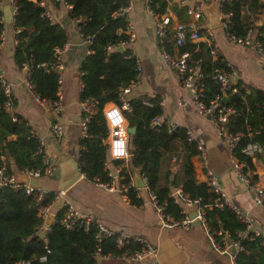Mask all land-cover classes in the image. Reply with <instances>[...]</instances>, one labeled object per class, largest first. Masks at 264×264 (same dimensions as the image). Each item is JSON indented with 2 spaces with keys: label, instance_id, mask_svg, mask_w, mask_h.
<instances>
[{
  "label": "trees",
  "instance_id": "1",
  "mask_svg": "<svg viewBox=\"0 0 264 264\" xmlns=\"http://www.w3.org/2000/svg\"><path fill=\"white\" fill-rule=\"evenodd\" d=\"M1 1V0H0ZM42 0H13L16 8L13 26L20 29L17 44L14 49L13 62L21 70L24 62L31 66V81L34 91L47 102L55 100L57 78L62 73L58 71L45 72L40 68L42 64H49L53 60V50L63 46L68 41V34L59 24H51L42 17L44 9L40 6ZM171 0H152V11L161 15L165 13L167 3ZM50 6L60 9L64 5L71 8L68 18L79 21L77 24L83 39L91 38L89 54L81 63L82 89L79 100L83 104L94 102L95 107L87 128L88 138L81 139L80 155L77 159L79 169L85 179L90 182L98 180L109 183L112 180L107 168V127L103 118L106 105H121L120 97L123 89L135 80L137 61L127 50L107 52L108 46L117 47L120 41L127 38L123 31L127 25V18L115 16L116 12L130 4V0H47ZM249 12L264 8V0H231L222 5L221 12H231L226 31L237 37H243L252 29L250 18L242 15V8ZM181 23H186L184 8L175 10ZM0 13V34L3 26ZM184 20V21H183ZM256 30L262 32L259 38L264 47V24ZM159 47L171 53L174 48L172 32L158 42ZM211 47L206 41H187L185 46L178 49V53L189 54V64L199 62L197 67L202 75V85L206 101L217 95L227 97L226 107H234L236 114L229 118L226 127L229 132H241L251 137H243L237 144L232 155L238 161L248 163L252 169V162L245 157L241 150L250 142H256L264 148V92L253 87L240 88L238 92H221L220 86L213 80L215 68H223V58L216 56L214 60L210 54ZM130 111L123 115L128 127H135V134L129 137V147L132 153L130 166L140 170L141 177L146 179L148 189L160 204H165V212L173 221L181 220V207L169 197L172 189H180L190 200H200L205 207V223L210 235L216 242H221L219 232L227 233L233 239L239 240L243 251L236 255L235 264H264V243L260 237H253L247 233L245 226L240 223L233 211L228 208L218 209L213 205L215 196L210 192L206 183L199 182L194 176L192 158L198 154L197 146L189 144L182 129L168 133L165 127L152 128L150 122L161 115L160 101L142 97L126 99ZM5 102V96L0 87V106ZM15 119V121L13 120ZM30 126L21 116L0 111V168L5 169L8 176H12V166L15 172L41 169V159L36 155L38 143L30 138ZM15 137V140H10ZM181 144L184 151L181 175L175 174L170 179V173L165 177V183H159V173L162 156L173 149L175 143ZM3 157V159H2ZM12 164V165H11ZM113 167H120L123 162L110 163ZM129 182V175L122 170L118 175ZM180 178V179H179ZM131 204L139 205L132 191L128 193ZM51 199L45 198L40 205L50 204ZM39 203L33 196H27L21 190L5 188L0 192V264H14L17 260H30L38 264V257L46 256L45 264H94L95 231L85 232L75 227L66 230L58 223L50 225L49 231L42 238L37 230L44 223L39 216ZM63 214L58 211L56 219ZM238 234L240 235L238 237ZM244 234L247 237L244 238ZM103 256H129L142 250V246L128 240L119 248L116 237L104 239L100 243Z\"/></svg>",
  "mask_w": 264,
  "mask_h": 264
},
{
  "label": "crops",
  "instance_id": "2",
  "mask_svg": "<svg viewBox=\"0 0 264 264\" xmlns=\"http://www.w3.org/2000/svg\"><path fill=\"white\" fill-rule=\"evenodd\" d=\"M44 1L47 2V0ZM186 2L188 6L195 4L200 9L202 8V17L197 22L203 34L200 41L206 39L212 41L217 48V54L221 55L224 62L235 68L239 82L247 87H253L264 92V63L255 51L252 48H244L230 43L226 39L222 28L209 30V6H213L220 18L223 15L220 9L217 8V3L204 5L199 3L198 0H186ZM46 4L68 34V41L66 42L68 50L61 55L64 68L62 72L64 80L62 87L63 113L56 115L50 109L41 107L34 102L31 93L23 82L24 73L13 62L16 36L11 22L8 23L3 19V10L6 7H10L13 15V0L0 1L3 26L2 34H0V74L11 85L12 113L24 118L30 128L43 137L51 162L53 156L58 158L64 152L77 161L81 150L79 142L82 139L80 124L78 122H68V119L71 121L76 120V116L81 117L83 103L79 100V93L82 89L79 68L88 55L89 45L79 37L77 26L68 18L69 11L65 5L60 9H56L50 6L48 2ZM129 5L131 9L127 19L132 24L136 37L131 45L124 48V51L127 50L136 58V61L142 67V73L138 86L133 92L134 94L131 93L128 98L142 97L159 100L161 107V115L159 116L162 117V120L177 126L185 133L186 131L191 132L193 143L201 148L198 154L192 158L196 180L206 183L205 169L213 171L218 184L230 199V202L240 211L250 216L252 224L248 233L259 234L264 240V209L254 205L252 194L239 182L231 165L230 153L225 146V142L217 136L208 118L200 117L197 114L191 96L188 91L181 87L176 72L162 66L160 54L164 50L159 47V40L153 34L154 17L146 9L144 0H130ZM179 8H184L185 20L187 22L191 20L186 15V7L180 4V0L168 1L166 11L161 15L169 17L171 27L181 23L175 12ZM61 11L64 12V17L59 21L58 14ZM241 14L250 18L251 30H256L264 24L263 7L254 12H249V9L244 7ZM205 30H208V33H205ZM73 33L82 40L81 44H72ZM173 53H175L174 49L170 54ZM128 98L125 97V99ZM109 105L113 104L110 103L106 106ZM53 123H58L63 128V133L59 139L55 137L51 129ZM10 140H15V137H10ZM104 142L107 143V138ZM181 147L179 142L175 143L171 151L163 154L159 173V183L161 185L165 183L167 173L171 174L170 179L175 174L180 177L181 168L178 163L182 162L181 159L184 156ZM251 162L254 181L264 188V152L253 158ZM127 166V174L133 180L132 169L137 168L131 167L130 161L127 162ZM120 167L115 168L111 164L107 166L109 171L120 169ZM12 171L14 172L12 177H16L20 182H22L20 178H28L22 175L21 172H15L13 166ZM115 182L119 184L121 181L116 178ZM28 183L34 187H40L46 192H57L58 169H55L53 178H28ZM173 190L177 189H172L171 192ZM62 201L68 202L82 213L93 214L112 232H124L131 240L136 238L142 240L143 244L139 243L142 247L150 245L156 248V256L146 257L141 261V264H232L230 259L232 250L229 249L226 253H220L213 249L208 233L201 224L192 223L188 229L163 228L158 221L155 209L147 204L148 198L145 192H143L140 201V204H144V206L140 207V204L134 205L130 201L125 202L119 192H108L95 182L87 181L84 175L65 192L62 200L54 202L49 212L54 218L47 222L46 217L43 226L37 230L40 237L43 238L48 232L47 229L54 223ZM191 209L187 210L188 217ZM245 237H247V234H244ZM127 259L122 256L107 255L96 260L94 264L137 263Z\"/></svg>",
  "mask_w": 264,
  "mask_h": 264
},
{
  "label": "built area",
  "instance_id": "3",
  "mask_svg": "<svg viewBox=\"0 0 264 264\" xmlns=\"http://www.w3.org/2000/svg\"><path fill=\"white\" fill-rule=\"evenodd\" d=\"M231 0H198L199 3L204 5H212L213 3H217V8H222V5ZM146 9L151 13L154 17L153 24V34L159 40L162 41L166 36L172 32V38L174 40V46L176 48L175 53L170 54L168 52H162L160 54V60L162 66L167 69L173 70L179 77V82L181 87L188 91L191 96V100L194 104V107L197 111V114L200 117L208 118L211 122L217 136L221 138L225 142V146L230 153L231 157V165L237 175L239 182L244 186V188L252 194L254 205L264 209V188L257 185L254 181V177L252 174V169H250L248 163L244 161H238L232 155L233 150L237 147L238 142L245 136L251 137V133L247 135L238 132L233 133L229 132L226 124L229 121V118L236 114V109L234 107H226L222 103V96L217 95L213 99L206 101V97L203 90L202 85V75L198 70V63L189 64V54L188 53H178V49L185 46L186 42L189 40L191 42H198L201 40L203 34L200 31V27L197 22L202 17V8L195 4L187 5L186 0H180V4L185 6V12L188 17L191 18L186 23H178L173 27L170 26V19L167 16L157 15L152 9V0H144ZM47 2L42 0L40 2V6L44 9L42 14L43 18H46L51 24H57L58 20L51 13L50 8L46 4ZM66 9L70 12L71 8L65 5ZM130 5L126 7L120 8L115 16H125L127 18L130 12ZM16 14V8L14 7L13 11V21L11 22V26L13 28L14 34L16 36L15 43L17 44V35L21 32L20 29L14 28V16ZM232 13H224L221 18V28L225 32L226 39L235 45L242 46L244 48H252L255 53L259 56V58L264 63V47L260 42V37L262 36V32L258 30H248L243 37H237L234 34H229L226 29L228 26V21L231 18ZM77 26L79 21H73ZM77 31L79 37L83 39L81 33L79 32V28L77 26ZM208 33V30H205V33ZM2 34V33H1ZM123 34L127 36L126 39L119 42L117 47L108 46L106 51L112 52L113 50H117L118 47H122L123 49L127 45H131L136 37L134 28L132 24L127 19V25ZM207 45L211 47L210 54L213 59L217 56V48L212 43L211 40H205ZM84 42L90 46L91 38L87 37ZM68 50V44L65 43L61 47H56L53 50V60L49 64H42L40 68L44 69L45 72L50 71H58L59 73L63 72V62L61 60V55ZM89 54V49H88ZM31 60L29 63L24 62L21 66V71L24 73L23 82L27 90L31 93L34 102L44 108L50 109V111L56 115L63 113L64 111V103H63V93L62 87L64 84L62 74L57 78V91L55 94V100L53 102H47L40 98V96L34 91V87L31 81ZM136 75L135 80L129 84V86L123 89L120 97L121 105H109L103 109V118L105 120V124L107 127V160L106 165L110 164L114 161L123 162V166L121 165L120 169H115L114 171H109L112 180L109 183H100L98 180H95V183L98 184L102 189L108 192H119L122 195V198L125 202H129L128 193L132 191L137 200L142 199V194L145 192L147 195L148 201L147 204H150L155 209L157 214L158 221L163 228H184L188 229V227L192 224V222H198L201 224L206 232L208 233L211 247L220 253H226L227 250L231 249L232 253L230 254V259L232 264H235L236 255L239 252L243 251V247L240 245L239 240L233 239L227 233L219 232L218 236L221 237V244L216 242L215 239L210 235L207 224L205 223V207L200 205V200H190L180 189L173 190L170 193L169 197L173 199L174 203L180 205L181 207V220L173 221L171 217L165 212V204H160L156 198V196L150 192L148 189L146 179L142 178V182L145 185L144 188L137 189L134 186V182L131 178H129V182L127 184L123 183L124 180L122 177L120 178L118 175L122 170L128 171L127 162L130 161L132 157V153L129 147V134L127 132L128 123L123 115L124 111H130V105L125 99L126 96L130 95L138 86L139 78L142 73V67L137 62L136 67ZM213 80L220 86L221 92L224 94L225 92H230L231 94H236L239 90L238 84L239 80L237 79V73L234 67L230 66L228 63L223 60V68H215L213 71ZM241 83V82H240ZM0 87L5 96V102L2 106H0V111L12 112L13 109V99L11 94V85L8 80L0 74ZM246 85L241 83L240 88H244ZM95 107L94 102H87L83 104L82 113L80 117V129L82 134V139L88 138L87 128L90 122V118L93 114V109ZM15 121V119H13ZM150 127L152 128H161L165 127L168 133H173L179 128L173 124H168L166 121L162 120V117L157 116L152 119L150 122ZM51 129L56 138H60L63 133V128L58 123H53L51 125ZM30 138L38 143V149L36 155L41 159V169H31L24 170L21 172L22 175L27 176L28 178L39 179L42 177L53 178L55 175V166L51 162V159L46 151V146L44 143L43 137L30 128L29 131ZM186 140L189 144L193 142V136L190 131H186ZM198 151L201 150L200 147H197ZM264 149L261 145L256 142L248 143L242 150L241 153L252 160L258 155L263 154ZM205 177H206V185L210 192L214 194L215 201L212 206L218 209L228 208L234 212L237 219L242 223L247 233L251 229V218L247 213H244L239 210L234 204L230 202V199L225 195L222 188L218 184L215 173L211 170L205 169ZM119 179L121 182L118 184L115 180ZM5 188H9L12 190H21L27 196H33L36 199V202L39 205L43 202L45 198H50L51 202L48 205H40L39 207V216L45 221L47 215L49 214L52 205L54 202L62 200L65 193L62 192H46L40 187H34L32 185L25 184L17 180V178L8 176L5 173L4 168H0V192ZM144 204H140V207H143ZM189 208H194L196 210V216L193 219H189L187 216V210ZM60 210H63V214L59 219H55L54 222L58 223L61 227L66 230H73L75 227L82 228L85 232H88L90 229L95 231V251H94V260H99L102 257H105L101 254L100 243L102 240L115 236L116 244L119 248H123V246L131 240L124 232H112L100 219L94 216L91 213H82L76 210L73 206H71L68 202H61ZM56 218V217H55ZM43 226V225H42ZM49 231V228L47 229ZM240 235L238 234V237ZM253 237H260L259 234H252ZM134 242L143 244L142 240L133 239ZM264 243V240H263ZM157 254V249L150 246L145 245L142 247L140 252H136L132 255L122 257L128 258V261L133 262H141L146 257H155ZM38 264H45L47 261L46 256H40L37 259ZM14 264H32L30 260H17Z\"/></svg>",
  "mask_w": 264,
  "mask_h": 264
},
{
  "label": "water",
  "instance_id": "4",
  "mask_svg": "<svg viewBox=\"0 0 264 264\" xmlns=\"http://www.w3.org/2000/svg\"><path fill=\"white\" fill-rule=\"evenodd\" d=\"M208 9H209V11H208V18H209L208 27H209V30L213 31V30L221 29L222 26H221L220 16L214 10L213 6H209ZM63 17H64V12L61 11L58 14L59 21H61ZM3 19H4V21H6L8 23L13 21V16L11 14L10 7L4 8ZM71 40H72V44H81L82 43V40L80 38H78L75 33L72 34ZM117 50L120 52L124 51V49L122 47H118ZM129 96L130 95H128L127 98ZM226 101H227V97L224 96L222 98V103L225 104ZM11 113L12 112H8L9 115ZM76 117H77L76 120L70 121L68 119V122H73V123L78 122L80 124V116H76ZM135 131H136L135 127H132V128L128 127V129H127L128 134L131 136L135 134ZM52 163L55 165V167L58 169V172H59V183H58V188H57L58 192L65 193L69 188H71L75 183H77L83 177V175L79 169V166L77 164V161L74 160L66 152L62 153L60 155V157H58V158H56V156H53ZM132 177H133V182H134L135 188H137V189L144 188L145 185L142 182V178H141V174H140L139 169H132ZM20 180L22 182H24L25 184H28V178L22 177V178H20ZM189 214H190L189 219L195 218L196 210L194 208H192L189 211ZM52 218H54V216L52 214H48L46 221L50 222V220H52ZM192 223H198V222L195 221ZM136 264H141V262H137Z\"/></svg>",
  "mask_w": 264,
  "mask_h": 264
},
{
  "label": "rangeland",
  "instance_id": "5",
  "mask_svg": "<svg viewBox=\"0 0 264 264\" xmlns=\"http://www.w3.org/2000/svg\"><path fill=\"white\" fill-rule=\"evenodd\" d=\"M121 168V167H120Z\"/></svg>",
  "mask_w": 264,
  "mask_h": 264
}]
</instances>
